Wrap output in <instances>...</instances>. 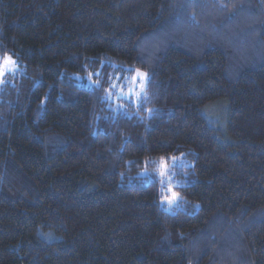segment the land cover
Masks as SVG:
<instances>
[{
  "label": "trees",
  "instance_id": "trees-1",
  "mask_svg": "<svg viewBox=\"0 0 264 264\" xmlns=\"http://www.w3.org/2000/svg\"><path fill=\"white\" fill-rule=\"evenodd\" d=\"M6 57L0 264H264V0H0Z\"/></svg>",
  "mask_w": 264,
  "mask_h": 264
},
{
  "label": "rangeland",
  "instance_id": "rangeland-1",
  "mask_svg": "<svg viewBox=\"0 0 264 264\" xmlns=\"http://www.w3.org/2000/svg\"><path fill=\"white\" fill-rule=\"evenodd\" d=\"M8 58L14 61L11 57ZM3 60L0 61V63H2ZM17 68L18 67L15 62L14 71H11L9 74L14 73L17 70ZM135 74L136 71L128 80L126 79V81L123 80L122 78H117L113 82V84H115L117 87L115 88L111 87V90L108 92V100L111 103L114 102V105L117 108L124 109L129 102L130 103L134 102V104L141 105L143 101L146 100L145 90L147 84V76L146 79L138 80ZM4 76L0 77V80H2ZM171 166L172 165L170 164L162 163L160 164L158 170L157 169L155 171L147 170V172L144 173V175H147L150 178L153 177L155 178L156 176V178L161 183L162 185L161 205L165 210H167V212L170 211L172 207L179 204V196H178L179 194L177 192L176 184L172 180L173 170H171ZM165 169H166V173H165ZM161 173H165V174L161 175ZM169 189H171V191H169ZM172 193H175L178 197V199L175 202H170L172 201Z\"/></svg>",
  "mask_w": 264,
  "mask_h": 264
},
{
  "label": "snow or ice",
  "instance_id": "snow-or-ice-1",
  "mask_svg": "<svg viewBox=\"0 0 264 264\" xmlns=\"http://www.w3.org/2000/svg\"><path fill=\"white\" fill-rule=\"evenodd\" d=\"M15 62L12 61L10 58L6 57L4 58L3 62L0 63V77H3L4 75L10 73L11 71L14 70ZM99 75V74H97ZM136 78L138 80H143L146 79V74L139 72L138 70L136 71ZM2 82V80H0ZM111 87L115 88L117 87L115 84H113ZM163 160V158H162ZM166 173V169H165ZM165 173H161V175H164ZM171 191V189H169ZM178 199L177 195L175 193H172V201L170 202H175Z\"/></svg>",
  "mask_w": 264,
  "mask_h": 264
}]
</instances>
